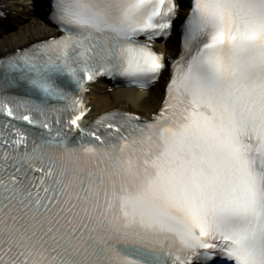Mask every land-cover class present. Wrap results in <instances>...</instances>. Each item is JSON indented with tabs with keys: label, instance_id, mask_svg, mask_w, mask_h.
Instances as JSON below:
<instances>
[{
	"label": "snow or ice",
	"instance_id": "snow-or-ice-1",
	"mask_svg": "<svg viewBox=\"0 0 264 264\" xmlns=\"http://www.w3.org/2000/svg\"><path fill=\"white\" fill-rule=\"evenodd\" d=\"M51 8L62 36L0 58V264H264V0H193L149 118L82 94L157 81L176 0Z\"/></svg>",
	"mask_w": 264,
	"mask_h": 264
},
{
	"label": "bare ground",
	"instance_id": "bare-ground-1",
	"mask_svg": "<svg viewBox=\"0 0 264 264\" xmlns=\"http://www.w3.org/2000/svg\"><path fill=\"white\" fill-rule=\"evenodd\" d=\"M0 6L6 13V19L20 15L27 18V21L16 30L1 34L0 55L57 33L56 27L38 13L44 9L32 5L30 0L28 2L25 0H0ZM157 47L166 54H173L176 51L173 37L163 43H158ZM165 79L166 73L164 72L161 79L149 90L135 87L117 88L113 87L110 80H100L90 86L88 93L90 109L87 117H95L117 108L143 115L155 113L165 94ZM110 87L112 90L109 91Z\"/></svg>",
	"mask_w": 264,
	"mask_h": 264
},
{
	"label": "rangeland",
	"instance_id": "rangeland-1",
	"mask_svg": "<svg viewBox=\"0 0 264 264\" xmlns=\"http://www.w3.org/2000/svg\"><path fill=\"white\" fill-rule=\"evenodd\" d=\"M27 21V18L24 16H16L14 18H10L4 22V25L6 26L5 29H0V36L2 33H9L11 31L16 30L20 25H22L24 22ZM110 91V90H109Z\"/></svg>",
	"mask_w": 264,
	"mask_h": 264
}]
</instances>
